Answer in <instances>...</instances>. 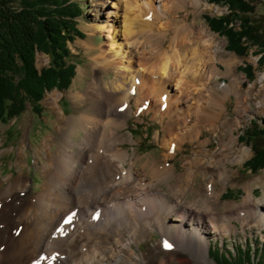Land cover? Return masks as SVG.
<instances>
[{"label": "bare ground", "instance_id": "bare-ground-1", "mask_svg": "<svg viewBox=\"0 0 264 264\" xmlns=\"http://www.w3.org/2000/svg\"><path fill=\"white\" fill-rule=\"evenodd\" d=\"M109 1H113L114 11L108 9ZM202 1L105 0L101 4L99 11L104 16L97 11L92 29L99 28L105 42L93 58L94 73L81 91L78 81L87 76L81 72L69 94L78 116L64 115L59 104L62 94L54 92L46 99L57 116L56 131L63 136L59 141L54 135L47 136L38 153L39 158L45 154L46 160L40 161L46 173L43 191L25 194L31 181L24 174L14 180L5 178L6 186L0 188V264H54L55 255L46 253L45 240L66 212L70 214L66 221L73 218L64 256L68 264L128 260L121 253L142 243L154 229L162 233V244L173 246L164 245L169 251L162 249L159 264H193L180 257L182 251L206 262L209 235L225 236L236 229L232 219L219 214L226 205L220 201L219 186L232 181L227 164L240 162L247 152L240 150L235 156L236 140L232 135L225 137L228 129L242 123L225 117L227 107L219 99L222 87L216 76L221 49L212 53L213 41L206 29L189 23L176 28L179 32L188 30V36L175 37L169 50L149 41L153 35L162 41L164 20L173 11H184L190 5L201 7ZM87 48L92 51L94 46L88 44ZM108 71L114 74L112 81L105 78ZM256 84H260L256 93L264 98V74L258 75ZM229 93L235 96L234 112L244 116L251 107L249 96L238 83L229 87ZM263 105V101L257 103L259 110ZM149 114L162 128L163 134L158 132L156 138L168 159H173L186 141L199 144L200 150L185 160L181 172L165 160L155 162L150 173L140 176L136 154L131 156L124 149L126 142L134 141L122 133L129 118ZM201 118L220 129L218 148L208 147L211 139L200 140L202 130L197 120ZM53 144L57 145L55 152ZM19 155L24 157L25 151L20 149ZM201 173L207 181L198 188L196 180ZM174 178L178 182L170 186L171 194L154 187ZM193 192L198 195L196 201H186V194ZM251 197L249 193L243 204ZM243 204L237 207L244 225L250 215ZM119 211L130 218L141 215L149 219L147 224L135 223L125 233L107 229L87 232L89 226ZM251 217L264 229V217L258 209Z\"/></svg>", "mask_w": 264, "mask_h": 264}, {"label": "rangeland", "instance_id": "rangeland-1", "mask_svg": "<svg viewBox=\"0 0 264 264\" xmlns=\"http://www.w3.org/2000/svg\"><path fill=\"white\" fill-rule=\"evenodd\" d=\"M77 2L82 9V16L76 19L77 28L84 34L83 38L76 37L74 41L68 43L70 50V58L68 62L76 66L74 76L71 80V84L67 90L54 89L47 92L43 99L40 101L41 114L35 113L31 106L27 103V108L24 113L17 119L10 120L7 124L0 122V139L2 144L0 145V181L2 185L0 188H5V178L14 180L20 174H24L31 183L28 185L27 195H39L42 190V184L46 179V173L42 169V163H45V154L40 158L38 153H41L43 142L47 136L54 135L56 140H61L62 134H58L56 131L55 121L57 116L50 106L46 103L47 97L54 92L62 94L59 104L62 112L65 116L72 117L78 116V110L74 106L73 99L70 97V92L75 87V82L78 79L81 72H86L87 76L81 81H78L79 90H84L90 81V76L94 73L93 58L100 52L99 47L105 42V38L99 28L92 29L93 23L97 16V11L100 10L101 4L105 0H71ZM201 7H195L193 5L188 6L184 11H173L170 17L164 20L166 35L162 39H158L155 35L149 38L152 45H160L162 48L169 50L170 45L173 43L175 37L185 38L188 36V30L176 29L185 23L195 24L200 26L203 30L206 29L208 37L213 41L210 51L215 52V48H220L217 55L218 71L216 79L218 80L222 90L219 91V99L222 104L227 107L226 118L238 119L242 126L235 127L232 130H227L225 137L230 135L236 140L237 148L234 150L235 156H238L240 150H246V155L243 159L236 164H227L230 169L232 181L227 185H220V201L223 206L219 210V214L228 216L232 219L233 225L236 227L234 231L229 232L227 235L223 233H213L209 235V249L206 256L207 261H200L193 257L190 253L182 251L181 258H184L188 263L193 264H224L220 257V253L223 252L226 256L227 253L234 255L236 250L240 251V248L247 249L248 247L260 248L264 244V229L256 226L253 221L252 213L255 209H258L259 215L264 217V168L257 172H252L245 167V162L250 160L254 156L253 144L259 147L264 145V137H257L251 143L243 142L240 140L241 136L246 135L248 131H252L255 127L264 126V105L261 110L257 106L260 101L264 102L262 96H258L257 90L260 84H256L258 75L264 74V62L261 63V53L258 47H249V50L245 56H238L232 51L227 50L228 41L225 36H222L218 32H214L209 24L208 17H220L230 13L229 7L225 3L217 4L214 0H203ZM252 4L255 6V12L249 17L255 22L264 27V0H252ZM108 9L114 11L113 1H109L107 4ZM100 17H103V11H99ZM120 21L121 18H118ZM235 28H238V23L235 24ZM94 46L92 51H88L87 45ZM252 66V76H248L245 68ZM50 66V58L42 52H38L36 55V67L41 70ZM106 80L112 81L114 74L112 71H108L105 75ZM233 83L240 84L242 90L249 96L251 107L247 109L244 116L238 117L234 112L235 108V96L229 93V87ZM254 88V90H253ZM173 89V87H172ZM249 89V90H248ZM249 91V92H248ZM153 114L142 115L137 119L136 116L129 118L127 127L122 131L125 137L133 139V142H126L124 149H126L132 156L136 154L137 172L140 176L143 172L150 173L154 163H163L167 160V165H174L177 173L183 170V163L187 159L194 157V152L200 150V146L197 143L186 141L182 147V150L178 152L173 159H168L166 151L160 146L156 135L159 132L163 134L160 128L159 122L153 120ZM201 131L200 140L205 141L211 139L212 142L208 145L211 149L219 147V140L221 138V131L219 128H213L208 124L207 119L201 118L197 120ZM55 140V142H56ZM78 141L75 138L74 141ZM20 149L25 151L24 157L19 155ZM53 152L57 150V145L53 144ZM40 161L42 163H40ZM127 167V164H125ZM201 173L196 180V187L201 188L207 179ZM150 178V176H149ZM177 179L171 181H165L162 183H156L154 187H157L164 193L171 194V185L177 183ZM222 189V191H221ZM251 193L252 197L250 202L247 201L243 204V200L247 195ZM226 194H228L226 196ZM198 197L197 193L186 194V201L194 202ZM248 203V204H247ZM233 204V205H231ZM243 206L248 209L250 215L248 220L243 225L239 220V207ZM236 205V206H235ZM237 205L239 207H237ZM231 206H235L231 208ZM237 207V208H236ZM226 208V209H224ZM227 208L231 210H227ZM221 211V212H220ZM227 211V212H226ZM230 211V212H229ZM32 213L34 216V213ZM224 212V213H223ZM70 215L66 212L54 229L50 232L45 240L46 250L51 256L55 255L54 264H68V259H65L66 244L68 232L73 225V218L68 222L66 217ZM149 216H136L130 218L125 212L119 211L109 215L106 219L89 226L87 232L94 234L97 231L100 232L104 229L109 231L114 230L115 234L125 233L129 231L135 223L147 224ZM253 223V224H252ZM35 224H37L35 220ZM40 220L38 219V225ZM163 235L160 231L154 229L150 234L146 235L144 241L140 244H132L131 247L121 253L128 258L116 259L111 264H159L160 258H162V249H164ZM171 248L173 246L169 244ZM217 248L219 254L211 253V248ZM133 256V257H131ZM116 262V263H115ZM52 264V263H51ZM241 264H248L242 262Z\"/></svg>", "mask_w": 264, "mask_h": 264}, {"label": "trees", "instance_id": "trees-1", "mask_svg": "<svg viewBox=\"0 0 264 264\" xmlns=\"http://www.w3.org/2000/svg\"><path fill=\"white\" fill-rule=\"evenodd\" d=\"M214 1L230 10L227 15L207 18L210 28L226 37L227 50L245 56L250 46L258 47L263 63L264 27L249 17L255 12L252 0ZM81 16L79 4L71 0H0V122L19 118L27 103L41 114L40 101L47 92L69 88L76 66L68 62V43L84 37L76 22ZM38 52L50 58L48 68L36 67ZM245 71L252 76V66ZM257 137H264V126L248 131L240 140L251 143ZM253 150L254 156L244 165L257 172L264 168V145L253 144ZM210 252L219 254L213 247ZM227 255L220 253L224 264H264V244Z\"/></svg>", "mask_w": 264, "mask_h": 264}, {"label": "snow or ice", "instance_id": "snow-or-ice-1", "mask_svg": "<svg viewBox=\"0 0 264 264\" xmlns=\"http://www.w3.org/2000/svg\"><path fill=\"white\" fill-rule=\"evenodd\" d=\"M165 247H170V245H168L167 243H165Z\"/></svg>", "mask_w": 264, "mask_h": 264}]
</instances>
